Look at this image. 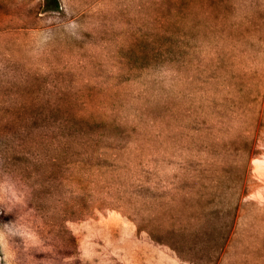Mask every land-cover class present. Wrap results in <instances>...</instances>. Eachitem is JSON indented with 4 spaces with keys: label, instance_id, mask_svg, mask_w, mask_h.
<instances>
[{
    "label": "rangeland",
    "instance_id": "1",
    "mask_svg": "<svg viewBox=\"0 0 264 264\" xmlns=\"http://www.w3.org/2000/svg\"><path fill=\"white\" fill-rule=\"evenodd\" d=\"M0 264H264V0H0Z\"/></svg>",
    "mask_w": 264,
    "mask_h": 264
}]
</instances>
